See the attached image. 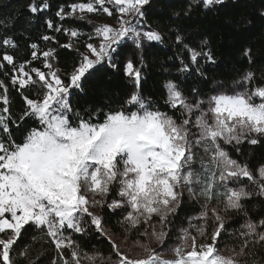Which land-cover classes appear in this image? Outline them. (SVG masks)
I'll return each instance as SVG.
<instances>
[{"label":"snow or ice","instance_id":"6c2138e0","mask_svg":"<svg viewBox=\"0 0 264 264\" xmlns=\"http://www.w3.org/2000/svg\"><path fill=\"white\" fill-rule=\"evenodd\" d=\"M199 2L190 0L182 13L173 11L167 26L187 56L180 58L178 71L194 70L203 78L200 58L215 64L214 52L205 51L207 38L196 47L185 43L183 23ZM203 3L211 7L224 0ZM151 4L78 0L61 5L55 13L60 21L74 18L92 29L45 21L48 29L69 37L66 44L55 35L40 39L75 52L70 71L57 67L55 47L41 50L38 43L30 44L28 58L18 59L19 45L5 26L0 35V264H40L44 253L33 258L30 252L37 236L20 244L28 227L52 246L49 264H264V157L255 165L248 159L251 149L264 150V59L251 46L242 47L245 67L239 78L231 85L218 82L212 94L196 88L186 94L167 81V111L161 110L142 94L143 55L139 66L120 59L128 41L137 50L145 41L163 42L159 25L147 23ZM26 7L36 14L50 4L29 0ZM105 64L113 70L123 64L133 90L115 107L111 99L76 106L74 93H83L84 81ZM109 93L106 88L102 95ZM13 95L20 98L18 108ZM251 200L258 201V211H252ZM190 205L199 210L178 226ZM229 213L244 221L231 231ZM87 237L103 238L107 254L91 248Z\"/></svg>","mask_w":264,"mask_h":264},{"label":"trees","instance_id":"16d2710c","mask_svg":"<svg viewBox=\"0 0 264 264\" xmlns=\"http://www.w3.org/2000/svg\"><path fill=\"white\" fill-rule=\"evenodd\" d=\"M29 0H0V20L5 22L0 25V35L4 34L5 26L9 29L8 34L14 35L19 45L16 56L18 59L28 58L30 44L38 43L41 50L55 47L58 53L57 67L71 70L75 52L69 49L58 47L55 42H45L40 38L43 35H55L59 44L69 42L66 34L55 33L46 27L45 21L53 19L55 24H62L66 28H79L80 31L90 32L91 26L86 21H79L74 18H66L60 21L55 16L61 5H68L78 0H49V9L43 12L32 14L26 5ZM190 0H152L151 8L148 10L147 23L153 27L159 25V30L164 36L163 42L145 41L141 50H137L131 41L121 46L120 59L126 62L133 59L139 66V57L143 55L144 65L142 67L143 79L141 82L142 94L151 97L161 106V110L167 111L163 101L166 98L165 83L174 81L179 84L186 94L193 88L199 89L204 94H212L218 82H225L231 85L234 79L239 78V73L245 65L240 63V50L242 47L251 46L254 52H258L264 59V0H224L223 4H215L205 7L203 0L193 6L190 18L184 20L185 43L191 47H196L204 38L209 40L208 48L212 49L216 63L206 62L200 58L205 77L198 76L194 70L184 73L178 71L180 68V58L187 60V56L182 51V46L175 43L174 35L169 31L168 17L173 11L181 12L189 6ZM93 19V17H90ZM175 20V17L172 18ZM11 21V23H9ZM81 40L79 43H82ZM76 43V41H74ZM81 50H83L81 48ZM98 71L94 72L84 81V92H75L73 101H79L76 106H86L90 103L107 102L109 99L116 106L126 92H131L133 86L129 78L123 72V64L118 70L109 68L106 64L97 66ZM2 78V77H0ZM110 89L109 96H103L104 89ZM126 98V97H125ZM15 101L14 108L20 105V98L13 95ZM173 114V113H169ZM249 149L245 147L247 155ZM253 155L249 156L253 165L257 164L264 157V150L260 148L251 149ZM252 211H258V201L251 200ZM199 210V205H190L180 213L177 224L185 216L195 215ZM252 211L249 215H252ZM232 220L229 221L232 228H238L244 221L236 214L229 213ZM110 222H114L116 217L110 216ZM232 221H235L233 223ZM186 226V225H185ZM37 236V241L30 244V252L33 258L44 253L40 258V264H49L51 259V245L45 244L40 239V234L35 229L28 227L20 241L21 246L32 241V236ZM175 238V237H174ZM90 247L102 249L107 254L108 246L103 238L87 237Z\"/></svg>","mask_w":264,"mask_h":264},{"label":"rangeland","instance_id":"374dc122","mask_svg":"<svg viewBox=\"0 0 264 264\" xmlns=\"http://www.w3.org/2000/svg\"><path fill=\"white\" fill-rule=\"evenodd\" d=\"M92 17H93V19H100V20H104V21H106V22L112 23L111 19H109V18H107V17H102V18H96V17H94V16H92Z\"/></svg>","mask_w":264,"mask_h":264}]
</instances>
